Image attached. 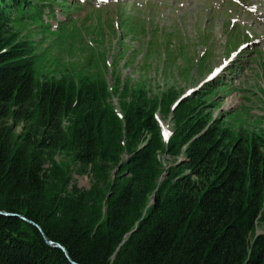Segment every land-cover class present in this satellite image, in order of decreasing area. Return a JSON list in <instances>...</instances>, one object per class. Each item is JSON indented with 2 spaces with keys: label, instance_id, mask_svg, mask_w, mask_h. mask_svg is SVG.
I'll list each match as a JSON object with an SVG mask.
<instances>
[{
  "label": "trees",
  "instance_id": "16d2710c",
  "mask_svg": "<svg viewBox=\"0 0 264 264\" xmlns=\"http://www.w3.org/2000/svg\"><path fill=\"white\" fill-rule=\"evenodd\" d=\"M32 1L0 0V264H264V132L236 130L229 110L215 115L230 82L178 101L172 88L131 91L119 70L112 89L105 70L41 81L38 42L11 32ZM134 20V42L158 47ZM158 114L173 121L168 138ZM119 162L111 176L107 163ZM72 165L90 168V190L70 184Z\"/></svg>",
  "mask_w": 264,
  "mask_h": 264
},
{
  "label": "rangeland",
  "instance_id": "374dc122",
  "mask_svg": "<svg viewBox=\"0 0 264 264\" xmlns=\"http://www.w3.org/2000/svg\"><path fill=\"white\" fill-rule=\"evenodd\" d=\"M37 1L43 4L37 7ZM18 15L11 32L17 33V41L30 38L38 42L34 65L41 81H69L68 74L80 69L96 78L105 70L112 89L115 70H119L121 79L133 84L131 91L147 84L149 95L154 96L172 88L180 92L181 101L223 77L230 84L217 91L214 100L220 106L214 110L215 115L229 110L232 115L227 121L236 130L264 132V2L33 0ZM133 17L142 19L149 32L146 38L158 39V47L146 53L144 37L134 42V30L129 26L136 23ZM133 47L139 50L129 61ZM159 51L160 56L154 57ZM165 70L173 71L165 74ZM111 102L120 112L118 98L112 97ZM158 118L162 128L171 127L170 118L160 114ZM64 124L68 126L66 121ZM24 125L23 120L18 122L16 130L21 131ZM159 157L169 163L174 159L163 152ZM55 158L69 159L64 153H56ZM182 160L180 156L178 162ZM120 164L107 163L111 176ZM71 167L70 184L90 190L95 183L90 168L81 172L75 165ZM257 229L264 231V218Z\"/></svg>",
  "mask_w": 264,
  "mask_h": 264
},
{
  "label": "water",
  "instance_id": "95a60500",
  "mask_svg": "<svg viewBox=\"0 0 264 264\" xmlns=\"http://www.w3.org/2000/svg\"><path fill=\"white\" fill-rule=\"evenodd\" d=\"M179 101H180V100H179ZM167 175H168V171L164 172V173L162 174L160 180H163ZM155 200H156V191L154 192L151 201H155ZM0 212L3 213V214L9 215V213L6 212V211H0ZM39 227H40V226H39ZM40 229H41V227H40ZM258 234H260L259 229H257V234H256V236H257ZM45 237H46V236H45ZM46 240H47L51 245L63 249L64 252L67 254V256L70 258L69 253H68V250L66 249L65 246H63L62 244H60V243H58V242H54V241H52V240H49L47 237H46ZM70 260H71V262H72L73 264H79L78 262H75V261L72 260L71 258H70Z\"/></svg>",
  "mask_w": 264,
  "mask_h": 264
}]
</instances>
